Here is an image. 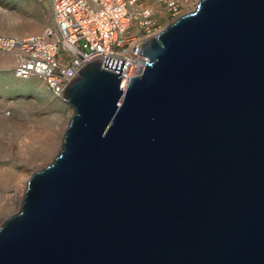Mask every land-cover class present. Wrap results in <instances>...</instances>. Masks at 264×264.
Returning a JSON list of instances; mask_svg holds the SVG:
<instances>
[{
  "label": "water",
  "instance_id": "1",
  "mask_svg": "<svg viewBox=\"0 0 264 264\" xmlns=\"http://www.w3.org/2000/svg\"><path fill=\"white\" fill-rule=\"evenodd\" d=\"M142 54L127 85L107 56L67 86L0 264H264V0H200Z\"/></svg>",
  "mask_w": 264,
  "mask_h": 264
},
{
  "label": "built area",
  "instance_id": "2",
  "mask_svg": "<svg viewBox=\"0 0 264 264\" xmlns=\"http://www.w3.org/2000/svg\"><path fill=\"white\" fill-rule=\"evenodd\" d=\"M199 1L46 0L51 23L37 34H0V54L13 57L16 78H38L58 98L86 64L98 60L103 67L107 56L126 62L121 77L127 85L148 62L145 43Z\"/></svg>",
  "mask_w": 264,
  "mask_h": 264
},
{
  "label": "rangeland",
  "instance_id": "3",
  "mask_svg": "<svg viewBox=\"0 0 264 264\" xmlns=\"http://www.w3.org/2000/svg\"><path fill=\"white\" fill-rule=\"evenodd\" d=\"M50 23L46 0H0V34H37ZM7 55L0 54V226L19 211L31 175L47 167L62 149L73 113L42 80L18 79L6 70Z\"/></svg>",
  "mask_w": 264,
  "mask_h": 264
},
{
  "label": "crops",
  "instance_id": "4",
  "mask_svg": "<svg viewBox=\"0 0 264 264\" xmlns=\"http://www.w3.org/2000/svg\"><path fill=\"white\" fill-rule=\"evenodd\" d=\"M6 66H5V69L8 70L9 72H12L13 71V65H14V62H13V57L11 55H7L6 56Z\"/></svg>",
  "mask_w": 264,
  "mask_h": 264
},
{
  "label": "bare ground",
  "instance_id": "5",
  "mask_svg": "<svg viewBox=\"0 0 264 264\" xmlns=\"http://www.w3.org/2000/svg\"><path fill=\"white\" fill-rule=\"evenodd\" d=\"M14 25H15V23H11V22H10V23L8 24V27H9V28H13V27H14ZM32 30H33V29H32ZM32 33H33V32H32ZM13 35H14V34H13ZM16 177H18V176H16ZM24 190H25V188H23V189H22V192H21V194H22V193L24 194ZM20 196H21V199H20V201H18V202H20V203H21V202H22V200H23V196H22V195H20Z\"/></svg>",
  "mask_w": 264,
  "mask_h": 264
}]
</instances>
